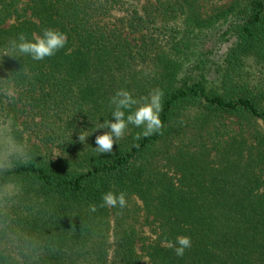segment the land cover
<instances>
[{
    "label": "trees",
    "instance_id": "obj_1",
    "mask_svg": "<svg viewBox=\"0 0 264 264\" xmlns=\"http://www.w3.org/2000/svg\"><path fill=\"white\" fill-rule=\"evenodd\" d=\"M44 28L67 38L55 55L2 56ZM9 76L0 116L34 158L0 176L19 188L0 264H264V0H0ZM119 89L162 90V131L97 155L107 129L78 135L114 121Z\"/></svg>",
    "mask_w": 264,
    "mask_h": 264
},
{
    "label": "clouds",
    "instance_id": "obj_2",
    "mask_svg": "<svg viewBox=\"0 0 264 264\" xmlns=\"http://www.w3.org/2000/svg\"><path fill=\"white\" fill-rule=\"evenodd\" d=\"M67 43L64 33L44 28L42 35L35 39H28L24 33H18L16 37L9 39L6 49L2 56L12 57H30L33 61H42L47 57L56 54ZM12 80L9 76L7 79H0L5 82ZM164 93L160 89H154L146 97L139 99L126 89H119L110 98V106L112 107L111 116L114 121L104 119L103 123L98 120L92 130H81L78 140L84 143L86 138L98 129H107L103 134L95 136V145L93 151L97 154H110L113 151L117 141L122 140L128 130L129 125L141 129L134 137L132 147L139 148V141L146 139L154 134H160L162 131V121L160 112L163 108ZM127 113V114H126ZM16 125L11 116H0V176L12 171L17 166H23L33 161L27 144L19 139L16 135ZM19 188L5 183L0 185V224L7 223L8 209L13 198L18 194ZM103 206L126 207L125 194L123 192L118 195L107 192L102 196ZM91 211H96L95 206H91ZM168 247L173 249L177 257H183L186 249L191 248V239L187 236H177L175 244L168 242Z\"/></svg>",
    "mask_w": 264,
    "mask_h": 264
},
{
    "label": "rangeland",
    "instance_id": "obj_3",
    "mask_svg": "<svg viewBox=\"0 0 264 264\" xmlns=\"http://www.w3.org/2000/svg\"><path fill=\"white\" fill-rule=\"evenodd\" d=\"M210 3L209 2H206V5L205 6H207V5H209ZM247 68V67H246ZM249 69H250V67H248Z\"/></svg>",
    "mask_w": 264,
    "mask_h": 264
}]
</instances>
